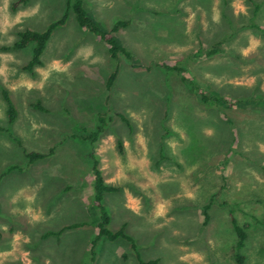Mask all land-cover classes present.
Returning a JSON list of instances; mask_svg holds the SVG:
<instances>
[{
	"label": "rangeland",
	"instance_id": "374dc122",
	"mask_svg": "<svg viewBox=\"0 0 264 264\" xmlns=\"http://www.w3.org/2000/svg\"><path fill=\"white\" fill-rule=\"evenodd\" d=\"M71 3L0 0V264L92 262L93 152L116 188L109 228L133 237L144 261L238 264L236 220L247 226L245 264H264V0H84L104 30L127 23L114 35L133 58L116 63ZM65 14L30 70L35 44L15 49L20 33ZM216 44L213 58L196 56ZM190 81L234 106L203 104ZM100 116L99 140H80ZM96 253L94 264H139L123 239L101 238Z\"/></svg>",
	"mask_w": 264,
	"mask_h": 264
},
{
	"label": "trees",
	"instance_id": "16d2710c",
	"mask_svg": "<svg viewBox=\"0 0 264 264\" xmlns=\"http://www.w3.org/2000/svg\"><path fill=\"white\" fill-rule=\"evenodd\" d=\"M70 8L75 13L77 23L80 27L87 29L95 36H98L103 42H105L108 45V51L114 63L118 62L120 55H125L128 59L133 58L132 54L129 53L123 46L120 45L119 40L114 35L115 33H117L119 27L127 26L126 22H121L117 24V26H115L111 31H106L97 23V21L93 17H91L89 10L85 6L84 0H72ZM66 19H67V14H65L64 17L59 21L50 24L49 27L44 32L25 30L20 33L19 40L14 44L15 49H24L30 43L35 44L32 53V60L28 66L30 70H32L36 66L41 65L42 63L41 58L47 49L49 41L51 40L55 30L65 24ZM220 46H221L220 44H216L212 46L210 49H208L205 53H202V51H197L196 56L199 57L203 56V58L206 59L213 58L215 55L220 53V49H219ZM163 67L170 72L182 71L181 68L176 65L165 64L163 65ZM118 76H119V67H116V69L109 76L107 83L108 90L112 89V87L114 86L115 82L118 79ZM185 80L186 78H184V81ZM190 84L194 88L197 97L200 99V102H202L203 104L208 106L219 107L222 109L234 106L235 102L231 98L220 95L219 93L205 90L201 88L199 85H197V83H194L192 81H190ZM3 99L7 105V116L9 122L10 123L16 122L18 118V112L9 96V93L6 90L3 91ZM121 118L125 120V122H127L123 116ZM99 121H100V125L98 126L96 131L90 132L83 129L81 130L83 134H80L79 139L85 142L96 143L99 140L100 134L104 131V127L106 126V120L103 116L99 117ZM27 158L29 159L30 163H33L40 159H43L44 155L40 153H30V154L28 153ZM91 158L93 162L92 171L94 174L93 193H92L93 204L97 209L99 217L97 223L98 233L95 240L92 242V251H91L92 262L90 264L95 263L96 254H97L96 246L101 238H106L111 242H115L119 239H123L131 244V247L136 254V259L139 264H158L157 260H150L148 262L143 260L138 250L136 240L133 237L129 236L124 229L113 231L109 228L112 220L108 212V209L105 205V198L106 195L110 193H114L116 191V188L107 184L104 175L100 169V162L97 158V155L94 152L91 154ZM210 208L211 205H206L203 208V216L205 223H207L210 219V215H209ZM260 223L264 228V221ZM81 226L83 225L76 224L67 227L66 229H74ZM233 228L237 236V242L234 248L235 260L238 264H245L246 256L244 255L243 251L246 247L247 238H248L246 232L247 226L246 225L241 226L236 220H234Z\"/></svg>",
	"mask_w": 264,
	"mask_h": 264
},
{
	"label": "crops",
	"instance_id": "0c3cea01",
	"mask_svg": "<svg viewBox=\"0 0 264 264\" xmlns=\"http://www.w3.org/2000/svg\"><path fill=\"white\" fill-rule=\"evenodd\" d=\"M35 31V30H34Z\"/></svg>",
	"mask_w": 264,
	"mask_h": 264
}]
</instances>
